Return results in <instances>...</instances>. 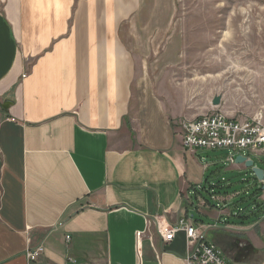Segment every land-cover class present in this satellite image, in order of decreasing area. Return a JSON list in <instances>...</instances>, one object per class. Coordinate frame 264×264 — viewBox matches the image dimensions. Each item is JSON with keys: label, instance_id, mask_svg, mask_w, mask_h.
<instances>
[{"label": "crops", "instance_id": "0c3cea01", "mask_svg": "<svg viewBox=\"0 0 264 264\" xmlns=\"http://www.w3.org/2000/svg\"><path fill=\"white\" fill-rule=\"evenodd\" d=\"M144 3L0 0V264H185L186 233L157 226L183 220L229 261L264 264V205L237 203L264 182L186 149L196 115L137 90L127 37ZM240 154L264 169V150Z\"/></svg>", "mask_w": 264, "mask_h": 264}, {"label": "rangeland", "instance_id": "374dc122", "mask_svg": "<svg viewBox=\"0 0 264 264\" xmlns=\"http://www.w3.org/2000/svg\"><path fill=\"white\" fill-rule=\"evenodd\" d=\"M142 10L136 36L127 37L148 75L136 84L142 96L162 101L182 119L228 112L235 115L230 119L264 125V0H145ZM218 96L221 104L213 106ZM230 153L204 154L218 160L225 175ZM241 187L246 192L237 203L249 210L264 205V183Z\"/></svg>", "mask_w": 264, "mask_h": 264}, {"label": "built area", "instance_id": "2783aa9c", "mask_svg": "<svg viewBox=\"0 0 264 264\" xmlns=\"http://www.w3.org/2000/svg\"><path fill=\"white\" fill-rule=\"evenodd\" d=\"M183 142L189 150L235 151L237 154L230 157V162L235 164L236 156L242 151L264 150V125L257 119L237 121L220 113L202 116L184 124ZM157 226L165 242H172L180 230L186 233L189 252L185 264H243L229 261L213 242H208L202 232L184 220L174 227L159 222ZM141 239L142 234H138L139 242ZM42 252V248L28 250L27 257L34 261Z\"/></svg>", "mask_w": 264, "mask_h": 264}, {"label": "water", "instance_id": "95a60500", "mask_svg": "<svg viewBox=\"0 0 264 264\" xmlns=\"http://www.w3.org/2000/svg\"><path fill=\"white\" fill-rule=\"evenodd\" d=\"M221 104V97H215L213 100V106H219ZM236 164H245V166L252 171L254 176L260 181L264 182V171L260 168H257L254 166V162L252 160H249L244 155H237L235 159ZM264 188V187H263Z\"/></svg>", "mask_w": 264, "mask_h": 264}, {"label": "trees", "instance_id": "16d2710c", "mask_svg": "<svg viewBox=\"0 0 264 264\" xmlns=\"http://www.w3.org/2000/svg\"><path fill=\"white\" fill-rule=\"evenodd\" d=\"M203 190H206V189H203ZM258 207H259V204H258Z\"/></svg>", "mask_w": 264, "mask_h": 264}]
</instances>
